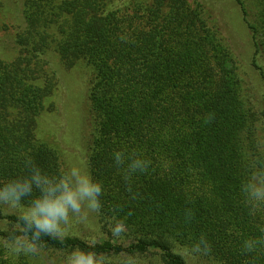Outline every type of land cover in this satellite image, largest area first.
<instances>
[{"label": "trees", "instance_id": "1", "mask_svg": "<svg viewBox=\"0 0 264 264\" xmlns=\"http://www.w3.org/2000/svg\"><path fill=\"white\" fill-rule=\"evenodd\" d=\"M237 2L252 33L249 73L221 34L218 0H24L19 53L0 56V182L26 174L25 154L50 175L64 170L37 136L55 90L47 55L67 68L84 61L93 71L87 164L102 185L99 227L94 237L34 240L22 215L0 206L11 226L0 230V264H65L75 248L113 264H264V245L243 248L245 238H264V207L241 191L264 171V0ZM254 71L261 94L249 86ZM136 156L148 167L129 175ZM202 237L208 251L193 252Z\"/></svg>", "mask_w": 264, "mask_h": 264}, {"label": "rangeland", "instance_id": "2", "mask_svg": "<svg viewBox=\"0 0 264 264\" xmlns=\"http://www.w3.org/2000/svg\"><path fill=\"white\" fill-rule=\"evenodd\" d=\"M211 1L213 0H207V2ZM218 1L219 5L221 4V7L218 6L222 15L217 14L215 17L220 20V26L222 25L221 34L234 51L238 64L243 65L249 73V64L253 57V39L251 31L244 21L242 7L237 0ZM23 3L24 0H0L1 57L12 59L19 53L15 38L19 29L18 25L23 22L20 11ZM248 9L250 10V7ZM209 13H212L211 10ZM214 13L216 12L214 11ZM210 21L215 23L212 18ZM258 59L264 65V54L260 53ZM47 61L46 68H48L49 75L55 83V90L47 103L46 112L39 118L37 136L58 152L64 169L66 166H79L89 174L87 164V137L89 133L86 127V117L88 88L93 77V71L86 62L81 60L73 67L67 68L59 55L54 52L47 55ZM251 74L252 78L248 77L250 89L252 90L253 85L254 90L261 94L262 87H259L257 72L254 71ZM246 86L248 87L247 84ZM252 97H254L253 94ZM23 206L20 208L7 206L4 209L5 214L23 215L27 205L23 204ZM61 227L64 234L73 233L81 236L86 234L94 237L99 227L97 211L91 212L85 209L79 216L70 214L69 222ZM10 228L11 226L5 220L0 219V230Z\"/></svg>", "mask_w": 264, "mask_h": 264}, {"label": "clouds", "instance_id": "3", "mask_svg": "<svg viewBox=\"0 0 264 264\" xmlns=\"http://www.w3.org/2000/svg\"><path fill=\"white\" fill-rule=\"evenodd\" d=\"M113 160L117 165L125 163L123 151H116ZM24 168L26 174L12 176L0 182V206L12 208L24 207L22 202L27 197L38 193L26 207L21 219L32 232L33 239L39 240L41 235L63 237L62 225L69 222V216H79L87 209L96 212L99 207V196L102 185L99 181L84 172L79 166H66L57 175H50L34 163L32 158L25 154ZM148 161L142 156H136L127 163V173L134 174L144 171ZM246 201L254 207H264V171L256 172L255 176L245 179L241 186ZM113 230L116 234L123 231L120 221L114 222ZM264 233V229H261ZM264 237V235H262ZM264 245V238H245V251H254L257 246ZM34 244L29 241L25 245L26 251L34 250ZM209 249L207 241L202 237L193 248V252L206 254ZM65 264H113L110 257L92 250L81 248L73 249L65 258ZM125 264H136L129 258Z\"/></svg>", "mask_w": 264, "mask_h": 264}]
</instances>
